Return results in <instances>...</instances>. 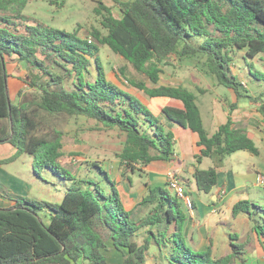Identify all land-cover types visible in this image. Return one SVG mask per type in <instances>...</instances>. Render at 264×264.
Here are the masks:
<instances>
[{
	"label": "trees",
	"instance_id": "16d2710c",
	"mask_svg": "<svg viewBox=\"0 0 264 264\" xmlns=\"http://www.w3.org/2000/svg\"><path fill=\"white\" fill-rule=\"evenodd\" d=\"M115 1L122 16H114L100 1L96 10L106 33L94 28L90 38L76 30L28 22L22 13L27 0H0V124L6 121L0 125V141L18 150L7 160H16L24 152L40 154L42 167L70 182L59 203L17 196L13 205L0 206V264H108V242L125 256L122 264H147L153 245L167 264H234L245 253V245L232 242L236 235L231 234V251L223 256H215L211 246L199 250L189 243V215L168 186H149L147 194L128 209L116 181L99 163H93V176L76 177L60 162V138L37 134L39 111L84 115L124 131L127 139L120 157L131 170L154 160L174 161L171 124L189 128L198 133L201 146L195 155V183L198 190L209 193L218 184V172L215 166L200 168L204 158L240 150L258 155L255 140L246 129L235 126L232 117L210 135L197 94L182 84L149 88L137 83L151 97L182 102L183 107L163 106L164 122L137 95L108 78L98 52L108 46L156 84L162 72L159 64L170 56L204 59L203 69L220 84L238 98H251L232 64L243 51L249 75L264 83V65L259 70L246 61L249 57L256 62L264 55V0ZM8 57L37 69L25 81L35 90L32 97L24 92L17 102L10 97ZM136 208L149 212L138 215ZM261 210L264 207L241 199L232 211L234 216L247 214L264 243ZM46 213L48 223L43 219ZM142 229L146 237L140 243L137 237Z\"/></svg>",
	"mask_w": 264,
	"mask_h": 264
},
{
	"label": "rangeland",
	"instance_id": "374dc122",
	"mask_svg": "<svg viewBox=\"0 0 264 264\" xmlns=\"http://www.w3.org/2000/svg\"><path fill=\"white\" fill-rule=\"evenodd\" d=\"M100 1L111 8L114 16H122L120 6L115 0H27L22 13L30 23L42 22L70 32L76 30L81 36L92 38L90 35L94 28L101 29L106 33L101 24L102 15L96 10ZM192 39L202 41L204 38L193 36ZM243 55L244 52L240 51L233 61L232 67L233 72L246 81L245 88L251 98H238L233 90L220 84L215 76L203 69L202 61L204 59L184 58L181 60L174 55L170 56L167 61L159 64L162 72L160 80L156 84L145 73L138 72L132 64L113 52L108 46H101L98 52L108 78L137 95L156 114L162 115V106H165L166 103L160 98L151 97L140 89L137 83L144 82L149 88L161 84H182L194 91L198 96L197 102L202 108V116L206 118L205 125L208 129L206 105L209 101L220 98L231 112L241 111L242 114H237L235 117L238 125L252 126L257 131L255 134L259 141H256V144L261 150L260 155L246 151L238 152L235 155H226L225 170L234 174L238 178L237 185H242L244 188L239 190L237 195L230 199L224 207H217L216 213L207 206L203 211L206 217L200 216L202 218L198 222L197 219L200 218L198 216L196 220L190 222L189 226L196 230L199 226L205 229L204 236L198 230L195 233V236L197 235L194 240L196 247L200 248L197 245L202 244L203 246L208 245V239L211 237L214 255L223 256L231 251L229 242L232 240L228 234L234 233L237 236L232 242L245 245L246 252V255L242 256L243 259H237L234 264H264V247L256 237L254 222L247 214L234 216L232 211L233 204L240 199H249L260 207H264V83L248 77L246 74L248 66L243 60ZM262 57L256 58V62L255 59L246 57V61L253 63L256 69L263 70L264 55ZM7 69L10 97L15 102L20 99L18 97L20 92H24L23 94L26 95L31 93L29 97H32L35 90L30 88L25 81H28V74L36 73L37 69L32 70L29 63L17 60L15 57L7 58ZM34 107L39 110V107ZM39 112L41 115L37 134L45 135L50 139L60 138L63 144L60 162L76 177L93 176L95 170L93 163L97 162L110 173L118 188L128 198L126 199L128 209L135 207L137 202L147 194L150 182L148 167L137 164V168L131 170L120 157L127 139L124 131L117 127H106L103 123L84 115H70L64 112L48 113L44 110ZM220 114L222 113L220 112ZM220 117L224 118V116ZM5 122V120L2 121L0 125H5ZM174 147L177 149L178 145H174ZM17 152L18 150L11 143L0 141V206L5 205L2 199L7 196L13 198L23 196L48 202H61L70 182L55 174L50 168L42 167L39 164L40 154L33 156L24 152L18 154L16 160H7ZM244 155L251 156H247L248 159L242 158L241 161H237L238 157H246ZM211 165H213L211 159L206 158L201 166L209 168ZM253 166H256L257 171H260L259 174L256 173ZM170 172L177 173L174 170ZM189 176L190 181L194 182V187H196L193 175ZM259 176H261V180H258ZM168 183L169 181H166L165 186H168ZM218 188L217 184L213 191H217ZM199 192L201 199L209 205L212 201L209 193ZM196 201L199 203L198 199ZM182 206L189 215L190 210L183 199ZM147 212H149L147 209L136 208L138 215L144 216ZM260 213L264 219V211L261 210ZM43 219L48 223L49 213H46ZM191 236L194 237V234ZM145 237L146 229H142L139 231L137 240L143 243ZM168 251L169 249L165 247L164 252ZM120 254V252L108 253V264H122L121 260L118 261ZM163 262L161 259H156V262L152 260L149 261V264H164Z\"/></svg>",
	"mask_w": 264,
	"mask_h": 264
},
{
	"label": "crops",
	"instance_id": "0c3cea01",
	"mask_svg": "<svg viewBox=\"0 0 264 264\" xmlns=\"http://www.w3.org/2000/svg\"><path fill=\"white\" fill-rule=\"evenodd\" d=\"M246 74L248 75V77L251 78L248 70H247ZM242 81L244 83V86L246 87V81H244L243 79H242ZM155 98L162 99L166 103L165 105H173V106H177V107H183L182 102L180 100H177V99H172V98H167V97H155ZM198 105H199V103H198ZM199 107H200L201 114H202V108H201V106H199ZM227 107L228 106L222 100H220V98L213 99L207 103L206 109H207L208 113H206V116L208 114L207 124L209 125L208 126L209 129L205 125L206 118H203V116H202V119H203L204 126L208 130L209 134L210 135L214 134L218 130L219 126L222 123L226 122L228 120V118L232 116V119L234 121L233 123L235 126L243 127L244 129L247 130L248 134L255 140V142L259 141L258 137H256V134H255L256 130H254V128L252 126H250V127L240 126L235 121L236 115L242 114L241 111L238 113L231 112ZM220 112L222 114H220ZM157 115L164 122H166V119H165L163 114L162 115L157 114ZM220 116H224V118H221ZM171 128L174 132V141H175L174 145H178V148L175 149V160L174 161L154 160V161L148 163L147 165H144V166L148 167V175H149V180H150V182L148 183V186H165L166 181L167 182L169 181V172L173 171V170L177 172V173H175V172L174 173L179 178L181 183L186 187L188 193L190 194V197L193 199V202H194V209H193V211H190V214H189V220L187 223V230H186V237H187V240L189 241V243L194 248H197L199 250H203V249H206L207 246H211L212 245L211 242H213V240L210 239L211 237H209L208 245L203 246V244H202V245H197L200 248L196 247L194 244V240H195L197 235L195 236V233L198 230V232L200 234H203V236H204L205 229L203 227L200 228V226H199V228L196 230L195 228H192L191 226H189L190 222L193 220H196V218H198V216L199 217L200 216L206 217V216H204L203 211H205V208L207 206H209V208H211L212 212L216 213L217 207H219V208L224 207L229 202L230 199H232L235 195H237L239 190H242L244 188V186L237 185V179L238 178L234 174L227 172L225 170L224 165H225V160L227 158L226 156L225 157H219V156L206 157V158L211 159V161L213 163V165H211V166H215L217 168L218 185H219V188L217 191H213V189H212L209 192V195H210L212 201L210 202L209 205H207L201 199V194L199 192L200 190H198L197 186L194 187V182L190 181V176H189L191 174L192 175L194 174L195 169H196V165H198L196 163L195 155L199 154L201 151V146L198 145L199 135L197 132H194L189 128H184V127H182L176 123L171 124ZM242 151H244V150H240V151L234 152L232 154L235 155L236 153L242 152ZM246 152H248V151H246ZM260 154H261V150H260V153L258 155H260ZM244 156H246V157H238L237 161H241L240 159H242V158L248 159L247 156H251V155H244ZM206 158H204L203 162L205 161ZM203 162L201 164H199L200 168H202L201 165L203 164ZM253 167L255 168L256 166H253ZM256 173L259 174L260 171L259 170L257 171V169H256ZM194 181H195V179H194ZM256 181H257V177H256ZM195 185H196V183H195ZM120 191H121L122 196L124 198V201L126 203V199H128V198L125 197L124 192L121 189H120ZM2 198H3V196H2ZM196 199L199 200V203H197ZM237 201H239V200H237ZM2 202H4V204H5L4 206H11L15 203V198L7 196V197H4L2 199ZM234 204H233V206H234ZM195 209H196V213H195ZM232 210H233V208H232ZM240 214H245V213H240ZM240 214H238V215H240ZM201 218L202 217L198 218L197 221L200 222ZM191 234L192 235L194 234V237L191 236ZM231 234L236 235L234 233L228 234L230 236L229 237L230 240L232 239ZM256 237L258 238V236H256ZM258 240H259V238H258ZM259 242L264 247V243H262L260 240H259ZM229 245H230V242H229ZM108 249H109V251L106 253L107 256H108V253L120 252L118 250L113 249L110 242H108ZM160 252L161 251H159L158 248L155 245H153L150 249V253L148 256V261H147L148 264H149V261H152V260L156 262V259H158V260L161 259L164 261L163 262L164 264H167L163 255ZM120 253H121L119 255L120 258L118 257V261L119 260L123 261L125 256L123 255L122 252H120ZM244 254L246 255V252ZM157 257H160V258H157Z\"/></svg>",
	"mask_w": 264,
	"mask_h": 264
},
{
	"label": "built area",
	"instance_id": "2783aa9c",
	"mask_svg": "<svg viewBox=\"0 0 264 264\" xmlns=\"http://www.w3.org/2000/svg\"><path fill=\"white\" fill-rule=\"evenodd\" d=\"M260 177L261 176L258 177V180L260 179ZM168 187L172 192H174L176 195H178L181 199L184 200L185 205L189 208L190 211H193V199L190 197V194L188 193L186 187L181 183L176 174H173L172 172H169Z\"/></svg>",
	"mask_w": 264,
	"mask_h": 264
}]
</instances>
